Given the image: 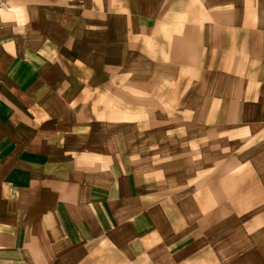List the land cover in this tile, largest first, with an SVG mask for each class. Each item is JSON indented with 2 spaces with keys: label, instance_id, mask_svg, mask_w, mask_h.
<instances>
[{
  "label": "crops",
  "instance_id": "obj_1",
  "mask_svg": "<svg viewBox=\"0 0 264 264\" xmlns=\"http://www.w3.org/2000/svg\"><path fill=\"white\" fill-rule=\"evenodd\" d=\"M155 80L207 119L145 127L144 180L92 103ZM262 201L264 0H0V264H264Z\"/></svg>",
  "mask_w": 264,
  "mask_h": 264
},
{
  "label": "rangeland",
  "instance_id": "obj_2",
  "mask_svg": "<svg viewBox=\"0 0 264 264\" xmlns=\"http://www.w3.org/2000/svg\"><path fill=\"white\" fill-rule=\"evenodd\" d=\"M182 62H185V65H188V62L192 61L194 58L191 54H181ZM147 62L145 64V52L144 50L141 53H135L134 55V69H132L133 78L135 82L141 83L145 80L146 73L148 68H151V64L149 66ZM157 68V65H154ZM147 68V69H145ZM183 74L190 75L188 71H183ZM154 85V86H153ZM153 86V87H152ZM181 87V86H180ZM180 87H175L172 84H168L164 81L155 80L150 82L149 86L145 88V86H135L133 89L134 101H119L117 103L107 102V101H95L92 103L93 107L96 109H101V111H107L111 109L114 105L116 108L117 117H108L102 118V120H115L118 121V126L120 130H125L128 128L127 135L123 133V137L127 136V141L120 147L119 154L126 160L132 162L133 169L136 174L141 177V179L145 180V163L148 162V151L145 150V127L157 125L156 121L159 119L163 122V126L160 127H168V126H182V127H190L193 124L198 123V134L203 131L205 128L203 127L206 123L205 118V110L207 109V102H195L190 101V93L183 97L180 102L176 103V98L179 96ZM184 88V87H183ZM203 88V87H201ZM210 87H207V90ZM188 91V89H187ZM128 108L127 112L125 109ZM198 110L197 117H192L189 113L190 110ZM161 111L163 113H158ZM182 111L183 114L179 116L176 112ZM130 112V113H129ZM127 113L129 115H127ZM126 114V115H125ZM195 118V119H194ZM197 118V119H196ZM197 120V122H195ZM220 122L218 121L217 124ZM132 128V129H131ZM164 134H162L163 136ZM148 136V135H146ZM188 138V136H187ZM147 139V137H146ZM184 140V139H183ZM128 147V148H127ZM186 148L182 150L186 152ZM160 152V153H158ZM253 152V151H250ZM209 153L206 149L201 150V155L206 156ZM152 154H156V159H151L152 161H156L155 164L159 165L160 163L163 165L164 162L170 161L168 165H165V169L167 170H178V168L184 169L183 165L175 166L171 160H168L170 157L175 156L174 151H166L162 153V151H154ZM189 156V155H186ZM146 157V159H145ZM189 160V159H187ZM183 159V161H187ZM158 162H160L158 164ZM161 165V166H162ZM199 168H205V165L200 166ZM189 169V168H187ZM202 199H198L200 204ZM259 199L251 195L249 199H247V206L257 203ZM264 208V201H262V206H255L251 210L250 214L254 212H259V210ZM248 216V215H247Z\"/></svg>",
  "mask_w": 264,
  "mask_h": 264
}]
</instances>
